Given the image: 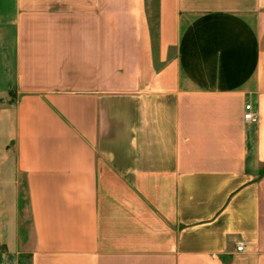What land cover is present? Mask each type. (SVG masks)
Returning a JSON list of instances; mask_svg holds the SVG:
<instances>
[{
	"label": "crops",
	"instance_id": "1",
	"mask_svg": "<svg viewBox=\"0 0 264 264\" xmlns=\"http://www.w3.org/2000/svg\"><path fill=\"white\" fill-rule=\"evenodd\" d=\"M4 31L30 264H264V0H0Z\"/></svg>",
	"mask_w": 264,
	"mask_h": 264
},
{
	"label": "rangeland",
	"instance_id": "2",
	"mask_svg": "<svg viewBox=\"0 0 264 264\" xmlns=\"http://www.w3.org/2000/svg\"><path fill=\"white\" fill-rule=\"evenodd\" d=\"M4 34V45L0 42V111L10 106L15 96L10 92L15 85L14 56L9 31H4ZM7 153V148L0 146V264H14L16 261L18 264H30V254L20 253L32 241L27 189L25 181L19 180L18 206H14L16 183L13 181V188L11 174L6 173Z\"/></svg>",
	"mask_w": 264,
	"mask_h": 264
},
{
	"label": "built area",
	"instance_id": "3",
	"mask_svg": "<svg viewBox=\"0 0 264 264\" xmlns=\"http://www.w3.org/2000/svg\"><path fill=\"white\" fill-rule=\"evenodd\" d=\"M245 111H246V114L244 116V119L248 122H254L256 120L255 116H254V113H253V108L251 105H247L245 107ZM244 250V245H239L237 247V251L238 252H242Z\"/></svg>",
	"mask_w": 264,
	"mask_h": 264
}]
</instances>
